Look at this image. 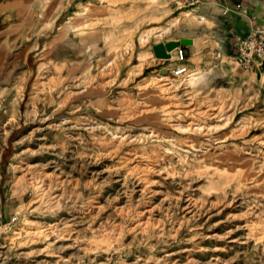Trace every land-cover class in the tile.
Segmentation results:
<instances>
[{
  "label": "rangeland",
  "instance_id": "rangeland-1",
  "mask_svg": "<svg viewBox=\"0 0 264 264\" xmlns=\"http://www.w3.org/2000/svg\"><path fill=\"white\" fill-rule=\"evenodd\" d=\"M77 10L91 29L53 40ZM222 28L181 0H0V264H264V111ZM181 39L176 76L152 46Z\"/></svg>",
  "mask_w": 264,
  "mask_h": 264
},
{
  "label": "crops",
  "instance_id": "crops-1",
  "mask_svg": "<svg viewBox=\"0 0 264 264\" xmlns=\"http://www.w3.org/2000/svg\"><path fill=\"white\" fill-rule=\"evenodd\" d=\"M181 2L185 3L188 2V0H181ZM112 3L113 2L109 1L102 8L108 11ZM195 5H210L216 8L219 14V23L222 25V30L224 31V38L221 39L219 43L221 49L225 53L233 52L230 44L231 37L233 35L243 36L246 34L249 31V22L264 26V0H198ZM82 12L83 10H77L63 23L58 25L54 38L59 33L60 28L72 17L79 18V25L81 26L79 29L88 32V30L91 29L92 22L90 21V18L87 15H83L84 13ZM48 27L49 30L54 29L55 21ZM87 35V40L84 44L78 46L76 41L75 44L66 47L80 53L84 48V45L89 42L90 35L88 33ZM171 55V58H173L174 51L171 52ZM147 67L148 66H144V68ZM139 70L140 68L136 67L131 71L137 73ZM244 74H248L255 80L257 98L254 103L258 106V110L264 111V58L255 59L248 68L244 69Z\"/></svg>",
  "mask_w": 264,
  "mask_h": 264
},
{
  "label": "built area",
  "instance_id": "built-area-1",
  "mask_svg": "<svg viewBox=\"0 0 264 264\" xmlns=\"http://www.w3.org/2000/svg\"><path fill=\"white\" fill-rule=\"evenodd\" d=\"M198 0H188L189 5H195ZM233 50L234 59L239 68H248L255 59L264 58V26L252 24L249 22V31L241 35H233L230 39ZM176 59L180 63L179 66L172 70L173 75H184L187 67L184 65L185 52L183 48L177 47ZM15 218H11L10 222H14Z\"/></svg>",
  "mask_w": 264,
  "mask_h": 264
},
{
  "label": "water",
  "instance_id": "water-1",
  "mask_svg": "<svg viewBox=\"0 0 264 264\" xmlns=\"http://www.w3.org/2000/svg\"><path fill=\"white\" fill-rule=\"evenodd\" d=\"M190 43L191 40L189 39L168 41L164 44L153 45L152 51L154 56L158 59H169L170 53L173 49H176L177 47L184 46Z\"/></svg>",
  "mask_w": 264,
  "mask_h": 264
},
{
  "label": "bare ground",
  "instance_id": "bare-ground-1",
  "mask_svg": "<svg viewBox=\"0 0 264 264\" xmlns=\"http://www.w3.org/2000/svg\"><path fill=\"white\" fill-rule=\"evenodd\" d=\"M74 25H75L74 17H72L60 28V31L57 34V36L54 38V40L61 43L65 39V37L68 35L69 31L74 27ZM172 51L175 52V49H173ZM179 76H182V75H179Z\"/></svg>",
  "mask_w": 264,
  "mask_h": 264
},
{
  "label": "clouds",
  "instance_id": "clouds-1",
  "mask_svg": "<svg viewBox=\"0 0 264 264\" xmlns=\"http://www.w3.org/2000/svg\"><path fill=\"white\" fill-rule=\"evenodd\" d=\"M200 81L201 82H205L206 81V74H201Z\"/></svg>",
  "mask_w": 264,
  "mask_h": 264
}]
</instances>
